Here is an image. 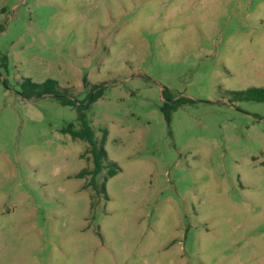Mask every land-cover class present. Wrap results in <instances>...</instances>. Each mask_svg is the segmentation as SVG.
I'll list each match as a JSON object with an SVG mask.
<instances>
[{"label":"rangeland","instance_id":"1","mask_svg":"<svg viewBox=\"0 0 264 264\" xmlns=\"http://www.w3.org/2000/svg\"><path fill=\"white\" fill-rule=\"evenodd\" d=\"M49 79L79 105L104 86L85 114L106 184L77 178L90 146L64 133L76 108L32 94ZM251 88L264 0H0V264H264Z\"/></svg>","mask_w":264,"mask_h":264},{"label":"trees","instance_id":"2","mask_svg":"<svg viewBox=\"0 0 264 264\" xmlns=\"http://www.w3.org/2000/svg\"><path fill=\"white\" fill-rule=\"evenodd\" d=\"M83 86L87 88L88 80L86 77L83 78ZM30 89L32 90V94L43 96L49 95L54 97L57 101L61 103L63 106L74 107L78 111V120L81 123V129L76 130L74 125H69L64 133L70 135L73 140H82L89 144L90 149L89 153L92 155V161L94 168L93 170L84 169L77 175V178L83 179L87 176L92 177V183L95 181V178L106 168H109L108 177L105 179V184L108 181V178L114 177L119 171V166L108 160V154L104 149V145L107 139V133L104 132L102 141L98 143L95 140V135L92 127L86 120L85 111L89 108V106L95 103L99 98L102 97L104 92L103 85H94L90 90V93L87 97L86 105H79L78 101L70 97L66 91L62 92V89L59 88L57 81L55 80H47L42 84L30 83ZM236 96L240 100H249V101H257L264 102V89L262 88H251L245 92L237 93ZM168 101H171L169 98ZM187 100H180L174 102L172 104L167 103L162 111L165 114L167 121L171 120V113L176 110L179 106L186 103ZM104 184V189H105Z\"/></svg>","mask_w":264,"mask_h":264}]
</instances>
